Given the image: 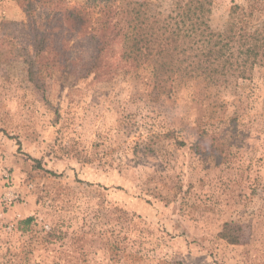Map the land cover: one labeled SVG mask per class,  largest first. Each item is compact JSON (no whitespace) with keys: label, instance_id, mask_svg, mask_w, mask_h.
<instances>
[{"label":"rangeland","instance_id":"obj_1","mask_svg":"<svg viewBox=\"0 0 264 264\" xmlns=\"http://www.w3.org/2000/svg\"><path fill=\"white\" fill-rule=\"evenodd\" d=\"M136 1L166 15L183 0ZM61 5L97 17L88 0ZM236 8L264 20V0H212L210 28ZM25 22L0 0V264H264V69L161 94L116 44L84 78L44 71L39 90ZM75 42V56L89 51Z\"/></svg>","mask_w":264,"mask_h":264},{"label":"trees","instance_id":"obj_2","mask_svg":"<svg viewBox=\"0 0 264 264\" xmlns=\"http://www.w3.org/2000/svg\"><path fill=\"white\" fill-rule=\"evenodd\" d=\"M17 1L31 29L33 47V55H26L23 62L28 80L39 90L44 71L74 73L78 66L79 77L84 78L104 65L116 44L122 64L131 69L150 67L153 87L161 94L170 93L176 83L195 79L229 86L264 69V20L252 21V12L243 8L232 12L222 31H214L209 26L212 0L176 1L166 15H151L146 1L88 0L97 9L96 18L65 8L61 0ZM38 8L44 12L37 13ZM72 39L73 46L86 41L89 51L75 56L68 46ZM220 236L237 243L223 232Z\"/></svg>","mask_w":264,"mask_h":264},{"label":"built area","instance_id":"obj_3","mask_svg":"<svg viewBox=\"0 0 264 264\" xmlns=\"http://www.w3.org/2000/svg\"><path fill=\"white\" fill-rule=\"evenodd\" d=\"M3 179H4V183L5 184H9L10 181H12L11 175L8 172H3ZM17 199V196H12L10 198L4 196L2 203H4V205L9 206L11 203V200H15Z\"/></svg>","mask_w":264,"mask_h":264}]
</instances>
